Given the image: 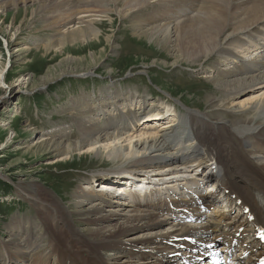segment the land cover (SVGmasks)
I'll return each instance as SVG.
<instances>
[{
    "label": "bare ground",
    "instance_id": "obj_1",
    "mask_svg": "<svg viewBox=\"0 0 264 264\" xmlns=\"http://www.w3.org/2000/svg\"><path fill=\"white\" fill-rule=\"evenodd\" d=\"M25 1L0 0V6ZM74 1L36 0L37 6L30 9L29 20L42 14L40 18L49 19V27L58 33L54 42L49 40L39 48L42 56L58 53L63 58L40 78L19 76L18 90L33 91L69 75L90 74L77 71L78 64L90 62L96 67L100 54L89 50L85 58L73 55L76 49L82 52L102 44L101 30L87 18L105 17L110 12L125 17L159 3L152 21L156 25L140 36L172 54L169 68L173 69L180 63L201 66L211 55H218L211 81L222 94L219 100L214 96L207 101L209 111L184 108L188 111L176 124H163L156 131L153 123L157 119L175 117L172 106L148 105L145 96L110 91L99 97L97 107L87 103L81 108L74 143H64L69 142L67 130L59 133L60 141L35 137L27 152L47 151L55 158L51 166L89 155L93 160L103 156L109 161L124 160L133 167L121 164L111 170L110 184L100 182V187L97 180L89 182V186L100 187L97 192L79 188L78 200L72 203L77 209L74 212L33 182L19 180V193L30 200L36 217L34 223L25 218L11 221L9 243L1 245L0 240V264H187L191 261L183 260L200 241L208 245L218 239L235 251L241 264H257L264 258V89L234 104L226 101L264 86V0H79L78 6ZM13 25L15 37L20 34L16 18L8 28ZM0 32L4 33L2 28ZM106 43L109 48L110 38ZM9 44L7 40V49ZM113 44L110 56H116ZM222 62L230 66L220 69ZM3 73L4 66L0 87L5 85ZM229 105L232 112L228 113ZM27 134L34 137L31 131ZM197 171L209 173L202 178ZM126 175L139 182L128 183L130 190L124 200L110 196L107 191L123 194L114 186ZM148 175L154 176L149 183L154 185L159 179L161 186L149 188L145 183ZM203 182L213 187L218 184L221 192L203 190ZM139 189L143 192H135ZM73 214L107 227L84 235L74 225ZM181 214L183 218H179ZM55 237L53 249L52 245L45 248V240L51 242Z\"/></svg>",
    "mask_w": 264,
    "mask_h": 264
},
{
    "label": "rangeland",
    "instance_id": "obj_2",
    "mask_svg": "<svg viewBox=\"0 0 264 264\" xmlns=\"http://www.w3.org/2000/svg\"><path fill=\"white\" fill-rule=\"evenodd\" d=\"M23 2H17L16 6H0V12L5 15L0 14V28L4 31V33L0 32V69L4 66L5 80V85L0 87V240L3 241L1 245L9 243L8 235L11 233L12 220L25 218L34 223L36 217V210L30 200L19 193V180L33 182L35 187L49 192L70 212H74L77 209L72 206V203L78 200L75 194L79 188L97 192L102 183L110 184L114 174L108 177L111 170L119 169L121 164L125 167H133L131 164L124 163V160L109 161L105 156L99 160H93L89 155L83 158L77 156L73 158L74 160L55 163L51 166L49 163L55 158L47 151L27 152L35 137H41L40 140L43 141L47 139L54 141L57 138L60 141L59 133L67 130L69 142L64 143H74L79 134L76 122L77 118H80L81 108L87 103L97 107L96 102L98 99L101 100L99 97L107 95L110 91L145 96L148 105L159 106V104L167 103L174 106L175 117L171 115L165 120L157 121L153 124L156 131H159L163 124H176L178 117L187 113L188 110L184 108L201 112L209 111L207 101L214 96V99L219 100L222 94L211 81V76L214 75L212 67L219 61L218 55H211L201 66L192 67L191 64L180 63L177 65L181 66L173 69V67L169 68L173 64L172 54L169 55L167 50L162 51L157 46L151 45L145 35L140 36L148 30L147 28L156 25L152 21L159 3L151 4L156 6L155 8L146 6L143 10L125 17H119L114 12H110L105 17L87 18L86 21L94 20V26L101 30L102 44L93 49H82V52L76 49V54L73 55L85 58L90 50L94 54H100L96 62L103 65L97 64L93 67L90 62L78 64L77 71L83 70L90 74L86 77L69 75L42 89L18 90L16 80L19 76L30 75L35 79L40 78L63 58L58 53L56 56L53 53L42 56L39 48L49 40L54 42L58 38V33L53 32L54 29L49 27L51 21L48 15L44 17L47 16L45 19L50 22H44L43 18H40L42 14L29 20L30 9L38 4L36 0ZM74 2L77 6L79 5V0ZM121 4L118 6H122ZM98 15L102 14L96 16ZM13 18L17 19L16 26H20V34L15 37L12 31L15 25L11 29L8 28ZM107 37L110 38V47L113 43V46H117L116 56H110V47L108 48L106 43ZM7 40L11 42L8 49ZM164 65L168 67L165 68ZM225 65L230 66L222 62L218 67L228 68ZM263 89L264 86L249 91L250 93L246 92L238 96L236 100L230 99L226 103L231 104L232 101L233 104L237 103L241 99L250 97L252 93H260L257 91ZM107 111L112 113L110 109ZM227 112H232L230 105ZM101 125L105 126L104 123ZM173 127L171 126L168 130ZM28 131L34 133V137H29L28 134L26 136ZM28 153L30 155H27ZM116 175L118 174H115V179ZM135 176L140 177V175ZM96 180L97 184L102 182L100 187L89 186V182ZM110 187L113 189L112 184ZM145 187L147 188V185ZM135 188L136 185H134ZM84 206L90 207L88 204ZM72 218L78 230L87 236H90L89 231L97 227H107L105 224L92 225L86 221V217L81 215L73 214ZM55 239L56 237L52 238L53 243L45 240V248L52 245L53 249ZM31 263L34 262H29ZM53 263L55 264L54 261L51 262Z\"/></svg>",
    "mask_w": 264,
    "mask_h": 264
}]
</instances>
